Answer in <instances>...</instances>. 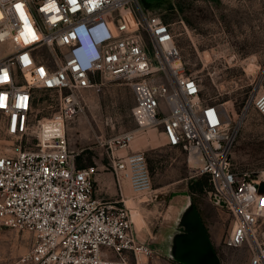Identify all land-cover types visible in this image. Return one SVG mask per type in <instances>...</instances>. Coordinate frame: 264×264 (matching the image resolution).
I'll list each match as a JSON object with an SVG mask.
<instances>
[{"label": "built area", "instance_id": "2783aa9c", "mask_svg": "<svg viewBox=\"0 0 264 264\" xmlns=\"http://www.w3.org/2000/svg\"><path fill=\"white\" fill-rule=\"evenodd\" d=\"M0 47V112L6 133L20 139L12 154L0 153V228L32 235L30 248L7 264L159 259L139 238L122 194L97 196L94 168L77 165L84 147H69L67 125L85 110L97 76L126 82L134 97L138 128L95 142L110 150L106 168L117 182L151 191L144 153L116 151L136 131L157 130L193 175L207 177L211 202L222 199L223 206L213 204L230 216L223 245L245 246L247 264H264V176L233 165L237 121L222 102L203 98L169 23L138 0H0ZM39 90L49 93L41 111ZM250 108L264 117L262 76L239 116Z\"/></svg>", "mask_w": 264, "mask_h": 264}, {"label": "rangeland", "instance_id": "374dc122", "mask_svg": "<svg viewBox=\"0 0 264 264\" xmlns=\"http://www.w3.org/2000/svg\"><path fill=\"white\" fill-rule=\"evenodd\" d=\"M138 1L145 12L171 25L185 71L199 80L203 98L222 102L237 121L260 76L264 84V0ZM96 81L98 88L86 92L85 110L70 123L68 137L74 147L87 150L85 163L92 164L94 156L109 166L111 152L96 146V139L107 140L138 128L131 111L134 97L130 86L122 80L97 76ZM39 94L36 109L41 111L49 104V93L39 90ZM152 136L149 129L138 130L129 145L116 152L144 153L151 191L138 193L127 179L121 182L140 239L150 242L159 254L156 264H180L167 253L189 200L206 228L221 235L216 246L220 264H247L245 246L230 248L222 243L230 216L209 199L207 177L193 175L180 150L166 145L150 148L148 139L153 146L158 144ZM19 142V138L6 133L0 112V153L12 154ZM231 159L237 168L264 176V117L255 108H250L236 126ZM31 243L32 235L26 230L0 228V264L21 256Z\"/></svg>", "mask_w": 264, "mask_h": 264}, {"label": "water", "instance_id": "95a60500", "mask_svg": "<svg viewBox=\"0 0 264 264\" xmlns=\"http://www.w3.org/2000/svg\"><path fill=\"white\" fill-rule=\"evenodd\" d=\"M258 192L264 193V182L259 185ZM213 203L224 205L218 196L213 198ZM167 254L180 264H220V257L207 228L190 200L178 230L171 238Z\"/></svg>", "mask_w": 264, "mask_h": 264}, {"label": "crops", "instance_id": "0c3cea01", "mask_svg": "<svg viewBox=\"0 0 264 264\" xmlns=\"http://www.w3.org/2000/svg\"><path fill=\"white\" fill-rule=\"evenodd\" d=\"M71 122H69L67 125V130H66L67 131V137H68L69 129L72 128V127L70 128ZM149 131L152 133V135H153L152 137H154L153 139L158 141L157 142L158 144L153 146V144L151 143V141H152L151 138L148 139L147 145H149L150 148L165 146L164 139H163L162 135L157 130L149 129ZM68 139H69V147L72 150H78L79 148L83 147V146H81L79 148L74 147V142H72L71 138L68 137ZM85 151H87V150L84 149L83 151H80L77 154V157H76L77 165L79 167L91 166L94 168V176H95V181H96L95 182V189H96L95 194L99 197H105V198H111L112 199V198H119L120 193H121L122 199L125 201V203H127L126 195H125V188L123 186V183L121 181L118 183L114 177L113 172L109 168L108 169L106 168L108 166H105L104 163L97 160L94 156L92 157V160H93L92 164L91 163L90 164L85 163L86 161H88V157L86 158V156H85L87 152H85ZM207 231L209 233L212 244L216 248V246L221 241L220 233L217 231H212V229H207ZM137 234H138V231H137ZM144 241H146V240H144ZM148 243L150 244V242H148Z\"/></svg>", "mask_w": 264, "mask_h": 264}, {"label": "bare ground", "instance_id": "6f19581e", "mask_svg": "<svg viewBox=\"0 0 264 264\" xmlns=\"http://www.w3.org/2000/svg\"><path fill=\"white\" fill-rule=\"evenodd\" d=\"M251 66H252L253 68H254V67L256 68V66H254V65H252V64H251ZM242 117H243V114H242V116L240 117V119H241ZM240 119L237 120V124L239 123Z\"/></svg>", "mask_w": 264, "mask_h": 264}, {"label": "trees", "instance_id": "16d2710c", "mask_svg": "<svg viewBox=\"0 0 264 264\" xmlns=\"http://www.w3.org/2000/svg\"><path fill=\"white\" fill-rule=\"evenodd\" d=\"M202 189V187H199V190H201Z\"/></svg>", "mask_w": 264, "mask_h": 264}, {"label": "snow or ice", "instance_id": "6c2138e0", "mask_svg": "<svg viewBox=\"0 0 264 264\" xmlns=\"http://www.w3.org/2000/svg\"><path fill=\"white\" fill-rule=\"evenodd\" d=\"M17 7H19V5Z\"/></svg>", "mask_w": 264, "mask_h": 264}]
</instances>
